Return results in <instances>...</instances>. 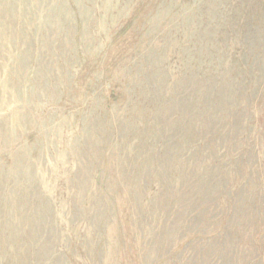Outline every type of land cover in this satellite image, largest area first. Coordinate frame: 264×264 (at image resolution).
Masks as SVG:
<instances>
[{
    "label": "rangeland",
    "instance_id": "374dc122",
    "mask_svg": "<svg viewBox=\"0 0 264 264\" xmlns=\"http://www.w3.org/2000/svg\"><path fill=\"white\" fill-rule=\"evenodd\" d=\"M0 264H264V0H0Z\"/></svg>",
    "mask_w": 264,
    "mask_h": 264
}]
</instances>
